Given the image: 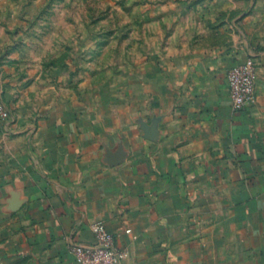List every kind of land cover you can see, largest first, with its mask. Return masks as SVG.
Here are the masks:
<instances>
[{
  "label": "crops",
  "instance_id": "1",
  "mask_svg": "<svg viewBox=\"0 0 264 264\" xmlns=\"http://www.w3.org/2000/svg\"><path fill=\"white\" fill-rule=\"evenodd\" d=\"M195 28L118 82L0 63V264H78L100 222L123 264H264V47ZM248 57L256 99L235 112L227 73Z\"/></svg>",
  "mask_w": 264,
  "mask_h": 264
},
{
  "label": "rangeland",
  "instance_id": "2",
  "mask_svg": "<svg viewBox=\"0 0 264 264\" xmlns=\"http://www.w3.org/2000/svg\"><path fill=\"white\" fill-rule=\"evenodd\" d=\"M205 24L223 29L234 49L260 50L264 0H0V63L15 54L19 68H41L53 83H71L88 67L118 82L141 54L165 52L171 36ZM0 99L10 112L1 137L14 117L1 84Z\"/></svg>",
  "mask_w": 264,
  "mask_h": 264
},
{
  "label": "built area",
  "instance_id": "3",
  "mask_svg": "<svg viewBox=\"0 0 264 264\" xmlns=\"http://www.w3.org/2000/svg\"><path fill=\"white\" fill-rule=\"evenodd\" d=\"M257 63L252 57L232 67L227 73L232 108L235 112H242L256 99ZM10 120V112L0 99V122ZM96 237V244L84 245L73 242L70 251L74 254L78 264H123V257L127 251L118 247L117 239L104 223L92 225ZM130 232V230H127Z\"/></svg>",
  "mask_w": 264,
  "mask_h": 264
}]
</instances>
